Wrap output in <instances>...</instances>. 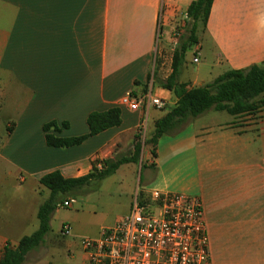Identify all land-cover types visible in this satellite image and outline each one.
Listing matches in <instances>:
<instances>
[{
  "label": "crops",
  "instance_id": "obj_1",
  "mask_svg": "<svg viewBox=\"0 0 264 264\" xmlns=\"http://www.w3.org/2000/svg\"><path fill=\"white\" fill-rule=\"evenodd\" d=\"M195 1L0 0V259L8 244L39 229V210L51 196L40 183L44 175L84 177L99 162L132 157L140 133L151 138L156 122L177 104L164 85L182 45L176 85L187 90L264 62V0H214L191 42L188 9ZM194 65L197 72L190 73ZM128 94L145 104L136 111L121 106ZM150 96L163 99L164 109ZM114 107L122 110L121 126L80 146L47 145L45 124L67 122L57 135L82 136L92 112ZM212 112L160 138L156 157L146 151L145 162L140 156L99 182L118 185L123 173L131 185H145L131 195L125 215L152 190L198 198L210 264H264V107ZM73 231L64 248L48 237L25 264H86Z\"/></svg>",
  "mask_w": 264,
  "mask_h": 264
},
{
  "label": "trees",
  "instance_id": "obj_2",
  "mask_svg": "<svg viewBox=\"0 0 264 264\" xmlns=\"http://www.w3.org/2000/svg\"><path fill=\"white\" fill-rule=\"evenodd\" d=\"M214 0H197L188 9L189 31L191 42H196V31L206 26ZM186 51V44L182 45L174 55L173 72L167 79L164 87L173 91L177 104L156 122L155 130L147 145L151 146V154L156 157V147L160 138L177 131L178 125H185L192 119L206 114L209 111H226L230 114H239L264 107V62L247 69L230 70L218 77L213 83L187 90L185 85H176L179 64ZM122 110L114 107L105 112H92L87 124L89 133L76 137H61L63 129L70 124L56 121L44 125L46 143L53 148H70L80 146L89 138L97 136L111 128L121 126ZM142 145L136 143L132 157L122 158L115 162H106L104 170L94 169L90 174L77 178L66 179L55 171L44 175L40 183L51 191L50 198L43 203L39 210V229L30 236L21 239L17 246L8 244L0 259V264H25L28 256L45 245V239L51 232V218L61 200L69 196L79 195L80 191L94 180H102L112 175L117 168L132 161H137L141 154ZM62 197V198H61ZM142 200V199H141ZM144 203L145 201L142 200Z\"/></svg>",
  "mask_w": 264,
  "mask_h": 264
},
{
  "label": "built area",
  "instance_id": "obj_3",
  "mask_svg": "<svg viewBox=\"0 0 264 264\" xmlns=\"http://www.w3.org/2000/svg\"><path fill=\"white\" fill-rule=\"evenodd\" d=\"M198 62V57L193 60ZM159 110L165 101L149 97ZM145 104V99L128 94L120 105L132 111ZM104 165L99 162L98 170ZM77 203L70 198L58 208H71ZM72 227L63 224L61 234L68 236ZM86 264H210L209 236L200 199L184 194L150 192V201L137 197L127 215L102 230L96 238L81 242Z\"/></svg>",
  "mask_w": 264,
  "mask_h": 264
},
{
  "label": "rangeland",
  "instance_id": "obj_4",
  "mask_svg": "<svg viewBox=\"0 0 264 264\" xmlns=\"http://www.w3.org/2000/svg\"><path fill=\"white\" fill-rule=\"evenodd\" d=\"M200 29H204L202 24ZM205 45L206 43H204V46ZM205 48H207L208 50V47L205 46ZM197 69L198 67L196 65L191 66L189 67V72L196 73ZM202 69L206 68L202 67ZM204 75H206V78H208L209 73L205 72ZM212 111H209L207 112V114L204 115L214 113ZM217 115L219 117H223L226 115V113L219 112L217 113ZM184 126L185 123L178 125L177 130L182 129ZM149 139L150 138H148L145 133H140L137 139V143H140L142 145V155H140V158H142L143 162H145L144 160L146 159V151H150L151 153V146H148L146 144ZM129 154H131V151ZM117 176L120 178L118 179L120 180L118 185H102V183L96 179L92 181L89 185L84 187L80 191L78 196L67 195L66 198L61 200L59 203H62L63 201L68 200L70 198H75L77 203H75L71 208H58L55 210L52 216L53 221L51 223V232L47 235L46 239L52 236L59 240L61 242V247L64 248L69 241H73V230L76 229L79 231L78 233H76L77 240L79 243H81L82 240L86 238L96 237V235L103 226H111L119 216L125 215L124 213L127 212L131 202V195L134 196L135 192H138L140 190V187L143 188L145 185H131V177H126V175L124 176L123 173H118ZM150 188L151 187H147L146 189L149 191ZM143 200L149 202L150 194H146V196L144 195ZM64 223L71 225L72 234L66 237H61L60 227ZM44 246L42 245L40 247L39 252Z\"/></svg>",
  "mask_w": 264,
  "mask_h": 264
}]
</instances>
